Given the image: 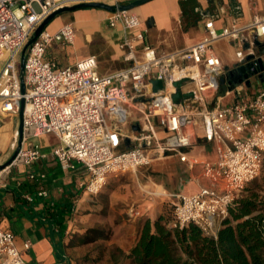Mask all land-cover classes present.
<instances>
[{
    "label": "built area",
    "instance_id": "1",
    "mask_svg": "<svg viewBox=\"0 0 264 264\" xmlns=\"http://www.w3.org/2000/svg\"><path fill=\"white\" fill-rule=\"evenodd\" d=\"M101 1L0 0V112L18 116L24 100L22 137L12 150L17 153L2 170L31 166L50 153L63 170L83 166L90 177L78 186L96 195L109 174L177 157L191 169L199 165L204 182L195 192L169 194L175 199L169 227L193 223L216 234L218 222L259 176L264 161V82L255 76L256 83L252 77L249 85L244 82L227 91L225 95L235 97L231 104L223 105L218 96L221 79L228 81L230 69L264 61V16L256 15L246 24L233 17L217 26V19L227 12L226 6L218 5L217 16L204 15L201 40L175 53H158L146 42L148 28L139 15L116 10L108 21L123 30L118 46L124 59L132 61L130 66L102 74L95 55L65 66L49 59L47 50L54 42H74L76 30L68 22L56 31L45 28L36 37L27 49L21 76L17 69L21 52L48 15L65 6ZM222 41L235 46L228 63L224 49L217 46ZM249 55L253 57L247 59ZM155 80L162 82L157 91ZM253 84L257 87L247 92ZM178 91L182 96L176 102ZM49 133L58 137V143L47 153L37 139ZM199 139L212 147V157L194 154ZM45 178V172L33 170L26 175V180L37 183ZM139 186L148 195H161L149 184ZM48 194L43 186L37 190L40 197ZM127 214L138 218L143 210L132 204ZM24 247L29 249L31 242ZM0 264H39L25 257L14 232L1 222Z\"/></svg>",
    "mask_w": 264,
    "mask_h": 264
},
{
    "label": "crops",
    "instance_id": "2",
    "mask_svg": "<svg viewBox=\"0 0 264 264\" xmlns=\"http://www.w3.org/2000/svg\"><path fill=\"white\" fill-rule=\"evenodd\" d=\"M135 0H103L110 5H125ZM180 0H151L131 11L139 15L142 26L148 28L146 42L153 46L158 53H175L202 39L205 30L203 27L204 15L215 14L218 5L227 8L217 19V26L230 22L233 17L246 24L254 16H264V0H197L202 6L201 20L197 26L185 31L182 27V10ZM231 6V7H230ZM69 16H59L50 24L49 30L56 31L65 23L71 22L76 30L73 43L61 44L54 42L47 50V57L61 66L74 64L77 61L95 55L98 61V70L102 74H110L126 68L132 61L124 59V54L118 46L123 36L121 26L111 27L109 16L111 11L101 8H83L69 12ZM217 16V15H216ZM73 18V21L70 19ZM79 36L86 41L82 46L77 45ZM76 44V45H75ZM72 59H68L66 49L68 46ZM224 59L226 63L230 60ZM59 60L67 64H62ZM60 62V63H59ZM255 77L253 78V80ZM255 81V80H254ZM259 85V84H258ZM254 91V90H253ZM227 95H224V97ZM224 97L220 100L224 102ZM19 115L2 114L0 112V165L4 164L11 156L17 138H19ZM40 149L49 153L58 143L54 133L41 135L37 139ZM198 147L193 151L200 159L212 157V147L198 140ZM172 168L178 177L183 178V193H192L198 190L199 184L204 180L201 177L200 166L191 169L186 163L171 157ZM171 164V165H172ZM0 167V222L1 225L14 232L16 244L28 260L39 264H76L77 251L80 247L72 241V235L78 231L80 225L75 226V202L79 207H86L90 200L87 193L78 186L79 182L88 180L90 174L79 165L76 170H63L56 158L50 153L47 158L35 162L31 166L13 165L2 170ZM45 172L46 178L37 183L26 180L29 171ZM21 181V183H19ZM41 186L48 189L46 197L37 195ZM166 193L148 195L154 197L171 198L165 187L160 184ZM167 199V200H168ZM155 202L146 200L138 206L142 208L143 215L155 219L162 209L156 208ZM50 215H54L51 217ZM142 215V216H143ZM220 223L218 222L217 228ZM31 242V247L25 249L24 243ZM73 242V243H71ZM126 260L130 261L125 251Z\"/></svg>",
    "mask_w": 264,
    "mask_h": 264
},
{
    "label": "trees",
    "instance_id": "3",
    "mask_svg": "<svg viewBox=\"0 0 264 264\" xmlns=\"http://www.w3.org/2000/svg\"><path fill=\"white\" fill-rule=\"evenodd\" d=\"M179 4L183 29L197 26L203 10L200 3L180 0ZM171 218L161 213L144 220L127 254L132 264H264V161L260 175L240 192L216 234H207L193 223L170 228ZM87 241H91L88 236L83 242Z\"/></svg>",
    "mask_w": 264,
    "mask_h": 264
},
{
    "label": "rangeland",
    "instance_id": "4",
    "mask_svg": "<svg viewBox=\"0 0 264 264\" xmlns=\"http://www.w3.org/2000/svg\"><path fill=\"white\" fill-rule=\"evenodd\" d=\"M69 14L68 11L60 16L67 17ZM58 17L53 19L46 28L48 29L50 24L55 22ZM73 20V18L70 19V21ZM85 43L84 38L79 36L76 44L82 46ZM217 46L224 49L226 59L230 60L235 46L225 41L219 42ZM73 47L68 46L66 49L69 60L73 58L70 53V48ZM59 61L63 65L67 64L62 60ZM17 69L21 73V55ZM253 82L256 83L254 80ZM255 87H257V84H253L247 89V92L253 91ZM224 99L223 105H227L233 103L235 97L230 94L225 96ZM172 161L173 158H167L155 161L150 166L139 168L136 171L109 174L103 189L98 194L91 195L87 193L90 200L85 202L86 207L78 208L79 201L75 202L74 223L75 226L82 225L72 235V241L82 246L77 251L79 255L75 261L76 264H132L131 260H126L125 251L129 253L138 239L144 220L150 217L143 215L132 218L127 214V209L132 204L138 206L144 201L152 199L155 202V207L162 209L161 213H167L170 214V217H173V206L168 198L167 200L164 197L152 196L149 199L148 194L144 193L139 186L140 184H149L155 188L157 185L162 184L168 192L183 193L185 191L183 178L178 177L172 168ZM87 236L91 241L84 243L83 240ZM92 238L94 239L92 240Z\"/></svg>",
    "mask_w": 264,
    "mask_h": 264
},
{
    "label": "water",
    "instance_id": "5",
    "mask_svg": "<svg viewBox=\"0 0 264 264\" xmlns=\"http://www.w3.org/2000/svg\"><path fill=\"white\" fill-rule=\"evenodd\" d=\"M148 1L151 0H135L129 4L125 5H110L105 2H89V3H80V4H75L71 6H65L62 8H59L52 12L50 15H48L43 22L38 26V28L35 30L33 36L28 40V42L25 44L22 52H21V76H23V71H24V65H25V58H26V52L29 46L33 43V41L36 39V37L39 36V34L48 26V24L55 19L56 17L60 16L64 12H70V11H76L78 9H83V8H101L105 9L111 12H114L116 10H121V11H126V10H132ZM256 44H260L259 41H256ZM264 53V49L262 50ZM253 56L249 55L247 59H251ZM254 63L250 62L247 64H242V65H237L234 68L230 69L227 72V77L228 81L225 82V79H221V89L218 93L219 97H224L227 91H231L234 87L239 86L243 84L244 82L249 85L251 78L258 76L259 80L261 82H264V61L262 59H259L257 61V68H254ZM226 69H229V66H226ZM22 80V91H25V85L23 81V77H21ZM162 87V82L160 80H155L154 81V89L157 91ZM190 94H186V96H189ZM182 96L181 92L178 91L174 95V100L176 102L179 101L180 97ZM23 110H24V100L21 102V108H20V113H19V118H18V125H19V137L21 140L22 137V130H23V125H22V119H23ZM138 128V127H136ZM17 151L12 152L10 158L4 163L1 164V168H5L6 166L10 165L13 161V159L16 156Z\"/></svg>",
    "mask_w": 264,
    "mask_h": 264
},
{
    "label": "bare ground",
    "instance_id": "6",
    "mask_svg": "<svg viewBox=\"0 0 264 264\" xmlns=\"http://www.w3.org/2000/svg\"><path fill=\"white\" fill-rule=\"evenodd\" d=\"M158 194H164V193H166L165 192V190L163 189V187H161V186H159L158 187V192H157Z\"/></svg>",
    "mask_w": 264,
    "mask_h": 264
},
{
    "label": "flooded vegetation",
    "instance_id": "7",
    "mask_svg": "<svg viewBox=\"0 0 264 264\" xmlns=\"http://www.w3.org/2000/svg\"><path fill=\"white\" fill-rule=\"evenodd\" d=\"M252 65H254V68H257L258 67V65L256 64V63H254V64H252ZM259 79V78H258Z\"/></svg>",
    "mask_w": 264,
    "mask_h": 264
}]
</instances>
